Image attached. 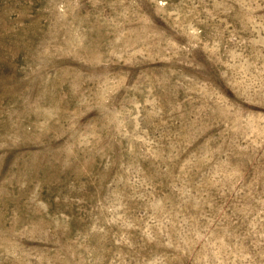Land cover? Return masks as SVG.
Returning a JSON list of instances; mask_svg holds the SVG:
<instances>
[{
	"label": "rangeland",
	"instance_id": "374dc122",
	"mask_svg": "<svg viewBox=\"0 0 264 264\" xmlns=\"http://www.w3.org/2000/svg\"><path fill=\"white\" fill-rule=\"evenodd\" d=\"M0 264H264V0H0Z\"/></svg>",
	"mask_w": 264,
	"mask_h": 264
}]
</instances>
